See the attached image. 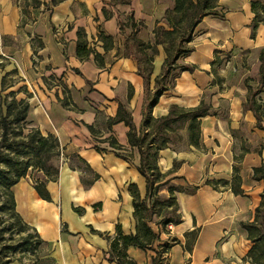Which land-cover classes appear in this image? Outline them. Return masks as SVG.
Returning a JSON list of instances; mask_svg holds the SVG:
<instances>
[{"label": "crops", "instance_id": "crops-1", "mask_svg": "<svg viewBox=\"0 0 264 264\" xmlns=\"http://www.w3.org/2000/svg\"><path fill=\"white\" fill-rule=\"evenodd\" d=\"M36 1L0 0V83L7 71L18 70L9 76L17 80L11 89L27 87L31 93L29 120L44 135L59 139L63 159L56 180L38 173L41 180L46 179L50 199L36 190L35 173L13 187L17 211L38 232L42 244L37 263L16 259L11 264H118L107 259L118 226L125 234L137 230L132 188L141 199L147 195L146 178L138 170L139 154L129 143V127L124 122L109 125L120 102L127 104L138 127L144 119V79L138 73V61L125 54L120 21L130 32L133 11L135 21L143 23L138 37L153 44L157 26L169 29L163 16L174 9L175 0H61L54 5L51 0ZM252 1L218 0L217 14L205 16L194 30L189 43L194 50L179 60L194 69L182 71L174 86L161 95L151 109L153 117L167 115L173 105L188 108L206 101L208 92L216 88L212 67L219 57L226 88L218 91L220 100L231 102L229 120L244 116L257 121L245 108L247 85L257 86L260 80L264 49V23L253 34ZM79 31L93 49L87 58L78 55ZM105 44L111 47L105 49ZM157 48L152 88L166 58L164 47ZM65 97L73 108L62 104ZM217 100V94L213 95L212 104L218 105ZM259 100L264 104V92ZM217 121V115H207L201 124L213 130ZM109 137L122 145L123 154L133 157L124 159L113 150L99 149L108 146ZM214 144L211 160L221 163L231 182L238 156L235 143H205L207 147ZM208 158L193 150L166 148L159 153L158 166L167 180L189 188L198 186L193 194L177 193L181 220L173 223V229L151 224L160 233L155 249L171 244L164 264H251L244 259L251 243L241 224L253 219L249 217L261 200L264 183L252 176L264 153L252 148L241 160L244 193L238 195L228 187L219 193L199 183ZM176 161L181 162L177 168ZM236 216L241 223L234 222ZM195 229L198 237L189 251L187 234ZM128 254L137 264H153L156 251L130 246Z\"/></svg>", "mask_w": 264, "mask_h": 264}, {"label": "trees", "instance_id": "trees-1", "mask_svg": "<svg viewBox=\"0 0 264 264\" xmlns=\"http://www.w3.org/2000/svg\"><path fill=\"white\" fill-rule=\"evenodd\" d=\"M59 1L61 0H51V4L54 5ZM122 1L129 2V0ZM35 2L37 1L35 0ZM217 9L218 0H175L174 9L166 11L163 16L171 28L167 29L163 25L157 26L154 30L153 44L138 37L143 23L142 21H135L133 11L130 15V32L126 30L127 24L122 20L120 21L121 30L125 35V54L138 61V73L144 79V119L141 126L138 127L127 104L120 102L117 116L109 120V125L124 122L129 127V143L139 153L138 170L146 178L147 195L141 199L138 190L135 187L132 188L137 230L135 233L125 234L118 226L117 234L111 241V248L107 257L109 261H116L118 264H137L128 254V248L135 246L155 250L156 256L153 259V264H164L165 254L171 244L167 242L155 249V243L160 240V233L151 226L157 213L158 194L163 187L168 185L167 182H170V180L161 179L166 175L160 171L158 166L159 153L166 148L174 149L184 135L188 138L187 144L201 147L203 145L201 120L207 115H216V113L211 110V103H207L205 100L188 108L173 105L167 115L159 118L151 115V109L159 102L161 95L174 86L176 78L182 71L194 69V66L179 64L178 61L182 56H186L194 50L189 47V43L193 40V33L197 25L205 16L217 14ZM252 9L255 13L254 34L258 26L264 23V2L252 1ZM179 16L181 18L177 19ZM160 44L164 45L166 58L163 70L155 78V86L152 88V72L146 68L141 54L147 55L146 50L151 49L155 55L158 52L157 46ZM110 47L111 45L105 44V49ZM92 52L93 49L88 47V41L83 38L79 31L78 55L81 58H87ZM96 57L99 59L100 54L96 53ZM260 60V80L257 86L247 85L249 91L245 108L254 113L257 126L264 130V104L259 100V95L264 92V49L261 52ZM220 63L221 59L217 57L214 65ZM176 69L179 72L173 73ZM77 72L80 73L78 70ZM13 73H18V70L14 68L7 71L2 76L0 83V264H11L17 259L15 255L19 252L26 254L27 252L35 251L38 253L41 251L42 240L38 232L25 222L17 211L13 187L31 171H41L49 180H56L60 173L62 154L59 139L53 134L44 135L29 120L31 111L29 97H31V93L25 86H21L18 90L11 89L17 81L13 77L9 78ZM216 82L214 79L213 83ZM20 93H24L26 96L19 97ZM68 98L65 97L62 104L67 108H73L74 104ZM88 127L95 133L93 126L88 125ZM185 130L184 134L179 133ZM107 142L108 146L98 148L103 151L113 150L117 156L129 159V156L121 152L123 147L114 137H109ZM155 172H157L158 178H155ZM252 178L264 183V162L253 168ZM37 179L36 190L43 198L50 199L45 186L46 179ZM242 182L238 167H235L234 177L231 182L226 181V185L238 195L244 193ZM169 192L170 198L174 202L177 192L193 194L195 191L169 186ZM177 211L179 213V204L176 202L171 215H175ZM169 215L166 212V219L156 223L166 229L168 224L180 222V213L176 219ZM241 225L251 243L244 259L251 264H264V189L261 193L260 203L254 210L253 220L242 222ZM193 232H196L197 235L194 241H190L189 236ZM198 233L199 230L195 229L187 234L188 240L185 247L189 251L193 250Z\"/></svg>", "mask_w": 264, "mask_h": 264}, {"label": "rangeland", "instance_id": "rangeland-1", "mask_svg": "<svg viewBox=\"0 0 264 264\" xmlns=\"http://www.w3.org/2000/svg\"><path fill=\"white\" fill-rule=\"evenodd\" d=\"M173 17V15L171 14ZM181 16H179L180 19ZM165 22H167L165 20ZM167 26H169V29L171 28V25L167 22ZM169 45V44H168ZM164 47V45H162ZM165 50V48H164ZM147 55L144 53L141 54V58L143 60V63L145 64L146 68L148 71H151V77L152 80L155 77V67L153 66V62L155 59V55H153V51L151 49L146 50ZM184 57V56H182ZM180 60V59H179ZM225 62V61H224ZM179 64H181L178 61ZM227 65L229 62H226ZM221 67L223 68V60H221L220 64H217L215 67H212V72L214 74V79L217 81L216 82V88L213 91H209L207 94V102L211 103L212 108L211 110L216 113L218 121L215 123L213 130H209L207 123L203 126L201 124V131H202V143L203 145L201 147H195L192 146L190 147L188 143V138L184 135V137L177 142V145L173 150H193L195 154L199 155V157H204L205 155H209V158L207 159V167L204 170V177L202 181L199 183L201 185H207L211 187L213 190L220 192H225L227 190V185H226V173L225 169L221 165V163L217 164L212 162L211 157L212 155L215 154L214 148H216V145L214 144V147H207L205 143H235L234 147L236 150V161L234 163V169L232 173V177H234L235 174V167H238V171L241 174L242 173V168L243 166L241 165V160L244 158L247 152H249L252 148L254 149L255 152H259L261 155L264 153V130L260 129L257 126V121L254 120H249L248 118L241 116V120L233 121L229 120V106L231 104L230 100L225 99V100H220V92L218 89H225L226 86L224 85V76L221 74ZM179 70H174L173 73H178ZM219 97V102L218 105L212 104L211 99L213 98V95H216ZM264 124V121H263ZM204 127V128H203ZM209 131L211 134H209ZM179 133H185L179 132ZM131 157H133V154H127ZM139 154V153H138ZM159 159V157H158ZM199 160H196V162ZM209 161V162H208ZM215 161V159L213 160ZM211 162V163H210ZM264 162V159H262V163ZM152 163H154V160H152ZM178 163V164H177ZM177 164V165H176ZM181 162L176 161L175 162V168H177ZM38 177L39 171H31L29 172L30 176L33 177ZM155 178H158L159 176L157 175V172H155ZM161 179L167 180L166 177H163ZM233 179V178H232ZM168 181V180H167ZM168 185L163 187L159 194H158V205H157V213L154 216V223L158 221H163L165 217V213L168 212L170 217H173L176 219L179 216L178 211L175 212V215H171L172 209L175 207V203H178L177 200V193L175 194L176 200L173 202V200L170 198L171 194L169 192V186H176L180 187L181 189L186 188L190 191H197L198 186L194 185L193 187H185L182 184H174L172 181L167 182ZM194 192V193H195ZM214 207V206H213ZM212 209L214 210V208ZM223 210V209H222ZM254 218V213H252L249 217V219ZM238 219V220H237ZM240 219L236 216L234 222L235 223H241L239 221ZM253 220V219H252ZM251 220V221H252ZM250 220H246L248 222ZM234 223V225H235ZM236 232V231H235ZM237 233V232H236ZM197 233L193 232L189 236L190 241H194L196 238ZM18 237V236H17ZM40 252H27L26 254H22V252H19L15 255V258H17L20 261H31L37 263L39 261V254Z\"/></svg>", "mask_w": 264, "mask_h": 264}, {"label": "built area", "instance_id": "built-area-1", "mask_svg": "<svg viewBox=\"0 0 264 264\" xmlns=\"http://www.w3.org/2000/svg\"><path fill=\"white\" fill-rule=\"evenodd\" d=\"M61 159H63V154H61ZM37 178H32L33 183H37ZM168 229H173V223H170L166 226Z\"/></svg>", "mask_w": 264, "mask_h": 264}]
</instances>
